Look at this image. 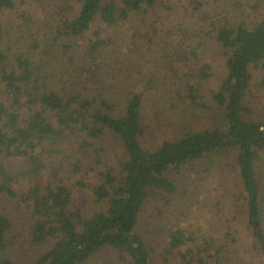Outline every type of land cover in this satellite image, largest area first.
<instances>
[{
    "label": "trees",
    "instance_id": "trees-1",
    "mask_svg": "<svg viewBox=\"0 0 264 264\" xmlns=\"http://www.w3.org/2000/svg\"><path fill=\"white\" fill-rule=\"evenodd\" d=\"M47 4L56 24L41 39L27 0H0V210L6 201L25 207L32 218L26 242L34 249L51 243L30 264H264V116L249 99L264 82V0ZM114 41L150 65L141 87H125L141 72L118 58ZM207 42L225 63L211 88ZM162 88L188 107L215 103L220 123L146 147V97ZM111 135L124 153L116 166L101 144ZM218 156L237 170L232 221L245 224L253 244L242 248L238 226L222 239L178 227L162 255L141 228L145 211L182 194L173 173ZM78 192L101 207H80ZM14 228L0 212V264H23L4 255L16 244Z\"/></svg>",
    "mask_w": 264,
    "mask_h": 264
},
{
    "label": "rangeland",
    "instance_id": "rangeland-1",
    "mask_svg": "<svg viewBox=\"0 0 264 264\" xmlns=\"http://www.w3.org/2000/svg\"><path fill=\"white\" fill-rule=\"evenodd\" d=\"M48 1L50 0H47V3ZM47 3L46 1L41 3L40 0H27V7L30 8L31 14L34 15L38 23L33 30L35 33L36 31L39 33L41 39L45 34L50 33L49 25L56 24L55 17H48L45 7L48 5ZM49 5L51 6L52 3ZM177 6L180 8V4ZM169 17L174 19L172 15ZM117 32L119 31L115 30L113 35L118 34ZM112 43L116 45L113 52L117 54L118 58H121L124 63H134L138 67L136 72H141V75L136 74L131 84L130 81H127L125 87L128 88L132 84L141 87L142 83L139 80L145 79L143 75L150 65L140 54L138 56L133 53L130 54L124 41ZM202 52L204 60L214 65L216 76L214 81L208 85V88H211L219 82L225 72L224 58L220 49L211 42L206 43ZM167 90V88H162L147 94V103L143 110L145 135L142 139L146 147H157L167 139L179 140L190 131L212 128L220 123L222 112L215 103L209 101L208 108L188 107L183 103H178V100L175 102L176 99ZM249 99L254 105L257 116L262 118L264 116V82L262 80H258L254 84ZM101 144L105 146V155L111 160V165L116 166L117 160L121 159L124 154L119 138L111 135ZM230 162V160L218 156L191 164L172 174L182 194L171 199L172 205L170 206L163 203L159 208L156 205L151 206L153 209L150 208L145 211L141 226L144 232L153 239L155 247L162 255L170 247L171 232L178 227L193 232L201 229L210 237L222 239L231 227L238 226L242 232L241 236L247 239L241 244L242 248L247 251L246 248L253 244V239H248L249 233L245 230V224L232 221L233 216L231 214L234 213L232 206L235 203L233 193L238 185V175L234 165ZM260 169L264 201V166ZM183 194L186 195L185 198H183ZM77 200L80 207L87 208L85 210H95L101 207L86 192H78ZM0 212L11 216L15 226L14 239L16 244L4 255L23 264L37 262L50 248L51 243L34 249L29 242H26L30 236L31 214L15 201L3 203ZM103 258L109 262H114L110 253H104ZM94 262L96 264V261Z\"/></svg>",
    "mask_w": 264,
    "mask_h": 264
}]
</instances>
